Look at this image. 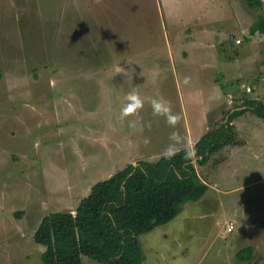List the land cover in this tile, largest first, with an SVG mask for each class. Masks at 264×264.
<instances>
[{"label":"rangeland","instance_id":"374dc122","mask_svg":"<svg viewBox=\"0 0 264 264\" xmlns=\"http://www.w3.org/2000/svg\"><path fill=\"white\" fill-rule=\"evenodd\" d=\"M229 2L238 17L227 6L211 14L213 0H0V264H47L46 247L34 238L46 215L75 212L92 186L127 166L135 150L155 161L173 143L170 133L188 139L189 127L203 125V117L210 121L208 113L227 105L229 93L238 96L231 109L240 107L242 83L254 87L247 95L262 93L264 64L260 77L250 76L248 68L254 49L264 60V41L250 46L246 28L264 8ZM236 57L239 66L230 62ZM118 68L125 71L116 73ZM215 83L221 94L211 97ZM133 92L144 107L121 118ZM153 99L182 115L175 128L153 114ZM219 112L212 123L224 121L227 111ZM256 118L238 120L253 125ZM257 144L252 141V149ZM251 158L245 160L255 169L245 163L239 171L225 169L214 202H186L174 220L141 234L144 264H254L237 260L250 238L234 240L243 228L229 211L241 192L254 190H246L259 174ZM259 198L264 200V189ZM253 213L262 215L252 222L256 226H246L251 237L250 228L264 230L262 202ZM230 222L235 231L222 233ZM257 236L256 259L264 264V239ZM83 264L100 263L84 256Z\"/></svg>","mask_w":264,"mask_h":264},{"label":"trees","instance_id":"16d2710c","mask_svg":"<svg viewBox=\"0 0 264 264\" xmlns=\"http://www.w3.org/2000/svg\"><path fill=\"white\" fill-rule=\"evenodd\" d=\"M261 10L264 0H245ZM250 33H264V14ZM2 73L0 72V79ZM247 111L264 119V101L244 98L241 107L227 111L222 123L205 132L195 143V157L186 159L183 148L171 159L139 160L96 182L75 212H52L36 229L34 238L45 246L47 264H83L87 256L100 264H144L147 257L139 236L174 220L189 201L202 198L209 186L198 165L228 144L241 143L234 120ZM195 159L197 161H195ZM254 248L240 250L237 258L250 261Z\"/></svg>","mask_w":264,"mask_h":264},{"label":"crops","instance_id":"0c3cea01","mask_svg":"<svg viewBox=\"0 0 264 264\" xmlns=\"http://www.w3.org/2000/svg\"><path fill=\"white\" fill-rule=\"evenodd\" d=\"M216 1L217 0H213V5L212 6H214V8H212L210 10L211 14L215 13L216 11H223L225 6H227L232 11V13H234V15L238 17V11H235V8L229 2V1H233L235 3V2H238V0H222V1L226 2L225 3L226 5H224L223 7H222V4H220V5L215 4ZM251 26L252 25H250V27ZM250 27L246 28V32L248 31V33H249L248 39H249V42H251L250 46H255V44L258 42L259 39L264 41V33L257 32L256 34H251L250 33ZM213 56H214V54H213ZM235 59L236 60H234V59L232 60L231 59L230 62H235L236 61L237 65L239 66V64L241 63L240 59L237 58V57ZM217 63L218 64H223L224 62H223V60L221 58L220 61L217 62ZM242 64H247V63L242 62ZM261 64H264V60L261 62V50L259 49V50L255 51V49H254L252 65L250 67L248 66L249 67L248 68L249 69L248 72L251 74L250 76H252V77H260V76H262L263 69L261 68ZM237 72L238 71H236V73ZM236 77L237 76L233 77L232 81L239 84L241 82V79H238V77L237 78ZM263 78L264 77H261L262 80H264ZM244 84L245 83H242L241 85H242V87L246 88V90L244 91V95H246V96H244L242 98V101L246 97H248L250 99L254 98V99H260V100L264 101L263 99H261L262 95L264 96V90H262V93L260 95L255 96V97H251V96H249L247 94L253 93L254 87L251 88L250 85H244ZM214 85L216 86V88H214V90L212 92H209V94L211 93V97L214 94V92L215 93L218 92V91L220 92V90H221V86L218 83H215ZM248 87H250L251 90H248ZM220 94H221V92L219 94H217V95L220 96ZM228 97H229L230 101L228 102L227 105H225L223 103L222 104H218L217 107L211 112V114L214 113L212 116H211L210 113H208V115H210V117H211L210 121L208 120V118L203 117V120H204V122L202 123L203 125L197 126V125L194 124V127L192 125L189 127L188 132H187V135H188V139L187 140L191 141L192 145H195V143L198 141V139L205 132H207L209 129L215 128V126L217 124L216 123L215 124L212 123L211 120L213 118H216L217 113H220L219 109L221 110V113L224 110L226 112L228 110L236 109V108H233V109H231V108L234 106L235 99L238 96L234 97L232 94L229 93ZM205 101H201L202 102V106L204 104L208 103V102L205 103ZM240 107H241V104H240ZM240 107H238V108H240ZM207 109H208V107L206 106V110ZM205 113H203L204 116H205ZM249 115H252L253 117H257L256 118L257 122H255L253 125H250V123H244V121L242 122V121L238 120V118H240V116L244 118V117H248ZM240 116L237 119L234 120L233 124L235 125V130H236V133L238 135V139L240 140L241 143H239V144H235V143L234 144L233 143L232 144H228L224 148H222L220 151H218L215 154H213L211 159H210V161L207 162L205 165L201 166V165L197 164L198 172H199L201 178L204 180V182H206L208 184L209 189H208L207 193L202 198H200L198 200H195V201H201L202 200V204H206V203L211 202V201L214 202L216 200V197L214 195H216L217 193H222V190L219 189V186L221 184L220 178L222 177V173L225 172V169L226 168L230 169V168H237L238 167V171H239L243 163H245L246 164L245 166H247L249 169H255L256 168V167H254L255 165L251 166L249 164V161L245 160L247 157L252 156L251 161H253L256 165L258 164V167H259L258 172H259V174L255 176V179H253L252 182L249 183V184L253 183V186L247 188L246 190L248 191V189H250V188H254V190L248 191V194H244L245 191L241 192L237 196V200H236L235 206L232 207L229 211L232 212V214H233L232 217L236 216L235 219L237 220V222L240 223V225H242L241 227H238V229L241 230V228H243L242 231H241L242 232L241 236L236 237V239L234 238V240L235 241L237 240V242H241L242 240L250 238V243L247 244L246 246H244L243 248H241L240 250H242L244 248H247L249 246H252L254 248V257L250 261H253L254 264H258L259 260L256 259V256H257V254H256V246L254 245L255 242L253 240H254V237H256V235H258L257 238H259L261 240L264 239V235H263L264 230H261V231L258 230L259 225L256 228H250L249 230H250V233H251L252 237L250 235L247 236V234H245L244 231H245L246 226L247 227L256 226V225H253L252 222L254 223L255 220L258 219V216L262 215L260 213L254 214L253 213L254 207L255 206L258 207L260 202H262V204L264 205V202H263L264 200H261L259 198L260 197V191L262 189H264V158H261V157H264V154H261L259 152V148H258V144L262 145L263 142H264V120L261 117L257 116L252 111H247L246 113H244L243 115H240ZM251 127H253V128H251ZM252 141L258 142V144L256 146L257 148L253 147V149H252ZM146 144H147L146 147H148V144H149V148L147 149V150H149L150 147H152V145H151V143L149 141H147ZM262 146H264V145H262ZM177 147H182L183 148L184 145H177ZM179 149H181V148H179ZM252 150H253V154L251 155L250 152ZM152 153L154 154V152H152ZM158 153L160 154V156L159 155H155V157H156L155 161H157L158 159H160V157L165 155V151L164 150H161ZM151 157H152V155H150L149 152L141 151V150L138 149V150H135L128 157V160L125 163L127 165L129 163L136 164V162H138L139 160H148L146 158H151ZM219 157H221V159H222L220 162H218L216 160V158H219ZM195 161H196V159H195ZM251 167H254V168H251ZM245 169H247V168H245ZM202 171H207V174H212L213 176L211 177V175H208V176L207 175H203ZM227 173H229V172H227ZM231 174H234V172L229 173L228 175H231ZM228 175H226V176H228ZM214 185L217 186V190H215L213 192V196H209V193H211L210 191L212 189V186H214ZM230 190H232V189H226L225 192H229ZM246 214H248V215H246ZM249 215L251 217H249ZM262 219H264V218L262 217L261 220ZM260 222H258V224H260ZM245 224H247V225H245ZM164 225H166V224H164ZM260 226H264V225H260ZM158 227H160V226H158ZM235 229H236V227H235ZM235 229L233 231H228L227 228L225 227V228H222V233H232V232L235 231ZM259 242H262V241H259ZM238 252H237V254H238ZM237 260L239 262H241V263H249L250 262V261H241L238 258H237Z\"/></svg>","mask_w":264,"mask_h":264},{"label":"clouds","instance_id":"9594fccd","mask_svg":"<svg viewBox=\"0 0 264 264\" xmlns=\"http://www.w3.org/2000/svg\"><path fill=\"white\" fill-rule=\"evenodd\" d=\"M123 71L125 70L122 68H118L116 70V73ZM188 80L189 78L186 77L184 82L188 83ZM127 99L128 103L121 109V118L133 116L144 107V101L135 92L130 93ZM151 107L153 114L157 116H164L166 119V123L172 128H175L182 120V115L179 113H173L171 106L163 100L153 99L151 101ZM129 126L135 127V122H130ZM169 139L173 143L170 144L165 150L166 158L171 159L174 155L177 154L178 151L181 150L177 147V145H184L183 150L185 151L186 159L190 161L193 160V158L195 157V149L191 141H188L186 138L181 137L178 132L170 133Z\"/></svg>","mask_w":264,"mask_h":264},{"label":"built area","instance_id":"2783aa9c","mask_svg":"<svg viewBox=\"0 0 264 264\" xmlns=\"http://www.w3.org/2000/svg\"><path fill=\"white\" fill-rule=\"evenodd\" d=\"M238 42H241V40L238 39ZM248 90H251V88L248 87ZM235 227H236L235 223L234 222H230V223H228L226 228H227L228 231H233L235 229Z\"/></svg>","mask_w":264,"mask_h":264},{"label":"water","instance_id":"95a60500","mask_svg":"<svg viewBox=\"0 0 264 264\" xmlns=\"http://www.w3.org/2000/svg\"><path fill=\"white\" fill-rule=\"evenodd\" d=\"M137 164V163H136Z\"/></svg>","mask_w":264,"mask_h":264}]
</instances>
